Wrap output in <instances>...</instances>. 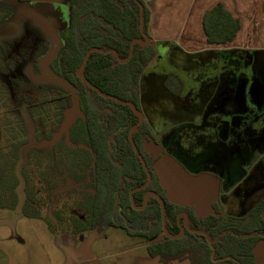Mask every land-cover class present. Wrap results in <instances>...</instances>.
<instances>
[{
    "label": "trees",
    "instance_id": "trees-1",
    "mask_svg": "<svg viewBox=\"0 0 264 264\" xmlns=\"http://www.w3.org/2000/svg\"><path fill=\"white\" fill-rule=\"evenodd\" d=\"M18 1L32 4L34 0ZM60 1L68 3L69 22L67 26L60 25V43L55 54L43 63L46 71L39 65L41 75L37 81L46 97L44 109L31 106L27 110L31 118H36L49 116L54 109L60 121L48 125L44 119L48 126L42 142L38 139L34 145L29 141L15 144L11 154H0V208L20 206L23 216L41 220L33 205L35 195L25 177L24 202L17 193L20 179L15 170L22 168L21 160L26 159L20 150L31 149V164L37 167L42 182L52 189L57 181H69L78 187L77 208L86 211L84 220L71 218L78 234L121 229L132 238L144 239L149 256L160 264H264L255 254L257 245L264 241V203L244 217H231L225 216L216 203L213 214L199 216L194 207L172 202L155 169L153 156L145 149L152 137L147 123L132 135L152 175L150 185L143 188L148 175L130 141V134L139 123L138 115L129 106L99 96L78 75L90 53L84 67L85 78L104 94L131 102L141 112L139 82L157 54L151 42L142 44L149 38V13L143 0H137L144 6L143 21L141 8L134 0ZM204 27L208 41L215 44L231 42L241 29L240 22L222 5L206 15ZM4 79L0 73V81ZM3 99L6 108L18 109V102L10 105V91L2 93ZM24 102L26 106L27 100ZM21 130L25 131L23 127ZM11 134L17 139L16 133ZM35 148L44 151L37 154ZM7 192L10 196L5 199ZM148 193L164 200L165 227L160 203ZM183 214L186 219L179 218ZM182 228L184 236L176 238ZM191 231L207 232L213 246L205 236Z\"/></svg>",
    "mask_w": 264,
    "mask_h": 264
},
{
    "label": "rangeland",
    "instance_id": "rangeland-1",
    "mask_svg": "<svg viewBox=\"0 0 264 264\" xmlns=\"http://www.w3.org/2000/svg\"><path fill=\"white\" fill-rule=\"evenodd\" d=\"M12 1L14 0H0V26L14 12ZM34 3L59 4L63 15L61 25H68L69 8L66 1L34 0ZM60 31L58 29V35ZM51 46L52 42L44 35L41 25L33 21L21 24L16 35L5 36L0 40V73L5 77L0 81V154H11L15 144L29 141L30 145H34L38 139L42 142L45 128L60 121L55 116L54 109L49 116L36 118H31L27 112L31 106L42 111L44 109L46 97L37 77L41 75L39 65L42 61L45 62ZM159 63L149 67L139 82L140 110L156 133L171 127L170 117L174 119L180 116L167 101L164 83L157 75L160 67L168 66L164 62ZM180 63L188 70L201 69L200 64L196 66L187 58L182 57ZM168 72L180 81L183 79L184 75L174 68H169ZM31 86L33 89H30ZM46 88L49 90L50 87ZM4 91L11 92L10 105L18 102V109L5 107L4 99L2 100ZM25 100L26 106L23 104ZM21 106H24L23 109H20ZM196 118L195 124H190L180 134H175L173 141L169 143L170 147L178 151L174 164L186 171L171 178V170H165L167 175L161 179L168 189V197L177 204L193 206L200 215L214 213L213 205L216 203L225 216L244 217L254 206L264 202V167L259 168L258 174L257 169L250 172L251 167L244 165L247 176L242 181L236 180L233 183L229 177L223 176L220 187L225 193L220 196L219 185L213 176H198L205 171H212L220 177L222 156L215 150L219 146L216 129L213 127L215 115L211 114L208 119L210 126L204 125L207 118ZM44 119L48 121V125ZM54 128L49 127L52 131ZM171 128L174 129L173 126ZM12 132L16 133L17 139H14ZM168 137L166 134L160 142L166 141ZM43 151L41 148L34 149L37 154H42ZM146 151L153 159L159 160L156 167L169 159L168 153L160 152V148L153 142L147 143ZM20 153H25L26 159L21 160L22 168L15 170L20 179L18 197L22 202L26 199L27 181L35 195L34 208L42 218L37 220L23 216L20 206L17 209L0 208V264H160L149 256L148 243L144 239L132 238L121 229L108 228L102 233H76L71 218L86 219V211L77 208L79 196L75 189L78 187L69 181H57L52 189L41 181L37 167L31 164V149L22 148ZM188 176L201 179L191 181ZM214 183L217 186H212L206 192L207 185H215ZM9 196V192L5 193V199ZM256 254L260 261H264V241L257 245Z\"/></svg>",
    "mask_w": 264,
    "mask_h": 264
},
{
    "label": "flooded vegetation",
    "instance_id": "flooded-vegetation-1",
    "mask_svg": "<svg viewBox=\"0 0 264 264\" xmlns=\"http://www.w3.org/2000/svg\"><path fill=\"white\" fill-rule=\"evenodd\" d=\"M53 4L55 6L57 3ZM62 16V11L55 7L48 18L61 25ZM182 57L187 58L190 63H195L196 66L200 64L201 69H186L180 63ZM154 59H156L154 65L160 64L161 61L168 66V68L160 67L157 75L164 83L167 101L173 106L174 111L180 114L174 119L170 117L171 127L173 126L174 129L170 127L157 133L144 119V123L148 124L152 133L149 142L159 147L160 152L168 153L169 159L160 163L158 167L156 166L159 160L154 159L155 169L160 179L161 172L166 169L171 170V178L178 177L186 171L182 167L180 168L183 171L180 170L178 165L174 164L178 151L169 146L174 135L180 134L190 124H195L198 116L207 118L204 120V125L210 126L208 119L211 114L215 115L213 127L216 129L219 140V146L215 150L222 156L220 177L218 178L217 173L212 171L209 173L205 171L198 176L203 178L213 176L220 188L219 195L223 196L225 192L220 187L223 176L229 177L232 183L236 180L242 181L247 176V173H244V165L251 167L250 172L257 169L259 174V168L264 167V49H222L217 52H207L198 57L162 52L159 56L156 54ZM169 68L182 73L183 79L180 81L179 78L169 75ZM166 134L169 135L168 139L161 143ZM188 178L191 181L201 179L192 176ZM216 183L207 185L209 190L212 186H217ZM181 217L186 219L184 214L179 216ZM186 226H188L187 223Z\"/></svg>",
    "mask_w": 264,
    "mask_h": 264
},
{
    "label": "crops",
    "instance_id": "crops-1",
    "mask_svg": "<svg viewBox=\"0 0 264 264\" xmlns=\"http://www.w3.org/2000/svg\"><path fill=\"white\" fill-rule=\"evenodd\" d=\"M143 2L149 13L150 42L155 46L158 56L162 52L198 57L222 49H264V0H143ZM218 5H222L241 25L236 37L225 44L210 43L204 27L206 15ZM155 62L156 59L151 66ZM166 175V171H163L161 177ZM163 186L168 192L167 187L164 184ZM208 189L209 187L206 192ZM256 256L259 259L257 254Z\"/></svg>",
    "mask_w": 264,
    "mask_h": 264
},
{
    "label": "water",
    "instance_id": "water-1",
    "mask_svg": "<svg viewBox=\"0 0 264 264\" xmlns=\"http://www.w3.org/2000/svg\"><path fill=\"white\" fill-rule=\"evenodd\" d=\"M137 4H139L140 8H141V15H142V21L144 20L143 15H144V6L138 2L137 0H134ZM12 5L14 7V12L13 14L4 22L3 25L0 26V40L5 37V36H14L18 33L19 31V26L23 23H27L30 21L33 22H37L41 25L42 27V31L44 33V35L51 40L52 42V46L50 49V52L47 56V58L45 59V61L48 58H51L54 54L55 51L57 49V46L59 45V35H58V29L60 28V24H58L56 21L53 20H49L48 16L49 14L54 10V8L56 7L58 10H61V7L59 4H56L54 6V4L51 3H32V4H23L18 0H14L12 1ZM143 26H141L142 28ZM150 43V39L148 37H146V42L142 43V44H149ZM134 51V46H132L131 48V53H133ZM260 52V51H258ZM263 52V51H262ZM89 54L86 56V59L83 63V66L78 70V75L79 77L82 79L83 83L85 86L91 88L92 90H94L99 96L106 98V99H111L116 101L118 104L123 105V106H129L139 117V123L138 125L135 127V129L131 132L130 134V141L131 144L133 146V149L137 155V157L140 159V161L143 164V168L146 171L147 175H148V182L147 184L143 187V188H147L150 183L152 182V175L148 169V166L146 164V161L144 159V157L141 155L140 151L138 150L134 140H133V132L140 126L143 125L144 123V116L143 114L136 108V106L131 103V102H127V101H122L120 99H117L115 97L109 96L107 94H104L103 92H101L99 89H97L94 85H92L84 76V67L86 66L88 59H89ZM120 62H122L119 59ZM44 62L42 61V68L44 71H46V66L43 64ZM149 197H154L156 198L161 206V210H162V217H163V225L164 227L166 226V206L164 203V200L157 194L154 193H148ZM185 216V215H184ZM188 227V226H187ZM195 234L198 235H203L206 237L208 244L212 247L214 244V241L211 239L210 235L205 232V231H191ZM185 234V230L184 228L181 229V233L179 236H177L176 238H181L183 237ZM215 250L213 249V256H214Z\"/></svg>",
    "mask_w": 264,
    "mask_h": 264
}]
</instances>
